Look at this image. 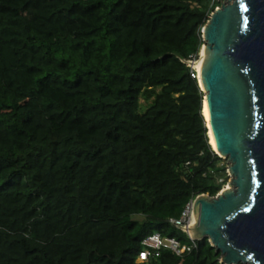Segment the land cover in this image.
<instances>
[{"label":"trees","instance_id":"16d2710c","mask_svg":"<svg viewBox=\"0 0 264 264\" xmlns=\"http://www.w3.org/2000/svg\"><path fill=\"white\" fill-rule=\"evenodd\" d=\"M222 2L0 0V264H221L138 258L226 185L186 64Z\"/></svg>","mask_w":264,"mask_h":264},{"label":"water","instance_id":"95a60500","mask_svg":"<svg viewBox=\"0 0 264 264\" xmlns=\"http://www.w3.org/2000/svg\"><path fill=\"white\" fill-rule=\"evenodd\" d=\"M202 34V116L231 183L195 199L194 238L221 264H264V0H223Z\"/></svg>","mask_w":264,"mask_h":264},{"label":"built area","instance_id":"2783aa9c","mask_svg":"<svg viewBox=\"0 0 264 264\" xmlns=\"http://www.w3.org/2000/svg\"><path fill=\"white\" fill-rule=\"evenodd\" d=\"M199 58L200 56H198L197 59L186 62V64L196 73V76H194L193 74L192 77H196V78L198 77V71L195 68L194 63ZM227 176L230 177L228 173H227ZM221 182H223V180H221ZM194 201L195 199L190 201L187 204L180 219L170 220L172 225H174L177 229H180L181 231H183L188 236L190 243L182 244L174 238H164L160 234H154L152 236L145 238L142 241V246L144 248L139 253L138 261L140 263L147 262L151 257H158L163 247L169 248L177 256H182L184 254L191 253L193 250L198 248V245H197L198 240H196L194 236L192 235V233H190L191 226H192L193 212H194L193 210Z\"/></svg>","mask_w":264,"mask_h":264},{"label":"bare ground","instance_id":"6f19581e","mask_svg":"<svg viewBox=\"0 0 264 264\" xmlns=\"http://www.w3.org/2000/svg\"><path fill=\"white\" fill-rule=\"evenodd\" d=\"M204 48L202 49L201 57L194 63V66H195V68L198 71V75L200 74L201 69H202V61H203V51H204ZM204 105L205 106H204V109H203V114H204L205 119L207 120V125H208L209 124V110H208V103H207V101H205V104ZM209 136H210V143H211L213 149L216 150V145H215L214 137H213L211 131L209 133ZM229 188H230V186H228L225 189H229ZM192 226H191L190 233H192V235L194 236V232H193V229H194L193 218H192Z\"/></svg>","mask_w":264,"mask_h":264},{"label":"rangeland","instance_id":"374dc122","mask_svg":"<svg viewBox=\"0 0 264 264\" xmlns=\"http://www.w3.org/2000/svg\"><path fill=\"white\" fill-rule=\"evenodd\" d=\"M141 104H142V105H145L146 103H145L143 100H141ZM223 160H224L225 162H227V164H228V161H227L226 159H223ZM230 183H231V178L228 177L227 180H226V185H225L224 188H227L228 186H230Z\"/></svg>","mask_w":264,"mask_h":264},{"label":"clouds","instance_id":"9594fccd","mask_svg":"<svg viewBox=\"0 0 264 264\" xmlns=\"http://www.w3.org/2000/svg\"><path fill=\"white\" fill-rule=\"evenodd\" d=\"M200 51H201V50H200ZM199 54H200V53H199ZM224 187H225V186H224ZM224 187L222 188V190L225 189ZM222 190H221V191H222ZM221 191H220V192H221ZM220 192H219V193H220ZM195 199H196V198H195Z\"/></svg>","mask_w":264,"mask_h":264}]
</instances>
